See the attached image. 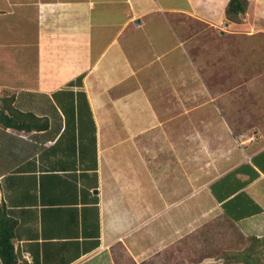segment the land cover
I'll list each match as a JSON object with an SVG mask.
<instances>
[{"label":"crops","instance_id":"crops-1","mask_svg":"<svg viewBox=\"0 0 264 264\" xmlns=\"http://www.w3.org/2000/svg\"><path fill=\"white\" fill-rule=\"evenodd\" d=\"M229 1L0 0V81L43 125H0V206L16 221L17 264H145L205 231L264 238V0L228 18ZM180 17L218 29L234 51L221 36L211 54L188 55L196 38ZM219 59L238 60L216 100ZM202 81L210 104L194 118L214 109L221 128L254 136L190 190L175 144L155 152L137 135L165 127L156 97H194Z\"/></svg>","mask_w":264,"mask_h":264},{"label":"rangeland","instance_id":"rangeland-1","mask_svg":"<svg viewBox=\"0 0 264 264\" xmlns=\"http://www.w3.org/2000/svg\"><path fill=\"white\" fill-rule=\"evenodd\" d=\"M180 19L183 20L182 24L177 23L178 19H174L175 23L172 19L170 20L173 24L177 23L181 25L180 29H182L183 27H188L191 33H188L186 36L192 35L194 39L196 38L195 44H189L195 45V47L192 48L191 46L190 48L188 46L191 51L186 49V53L188 55L190 53L194 54L197 52H206L211 54L213 51H215L213 49H210V46L212 42L219 41L220 37L222 36L221 31L218 32V29H213L204 22L194 21L189 17H180ZM227 27L228 25H226L225 29H227ZM222 41L224 42L223 47L228 46V50L234 51L232 48L233 46L229 44L230 39L227 36H222ZM240 52H242V50L237 51V53ZM236 61H234V59H227L224 61L219 59L214 63L211 62L212 64H214L213 67L211 64L210 66H208V68L201 67V71H203L204 74H207L209 72L205 70H209L212 67L211 69H214L216 75H221V78H218V82H214L211 84L213 85L211 94L212 96H214V98L217 97L216 100H220L218 97L220 94V90L222 89L221 86H229L231 84H235L236 79L235 75L232 74V69L236 67ZM148 68L150 69V66ZM159 68L164 70L167 69V66H160ZM203 72L202 80H205L206 77H204ZM226 74H232V79L223 78ZM5 85L6 83L0 81V98L11 96L10 91L4 90L7 89L5 88ZM206 85H208V83H206L205 81L198 82L197 86H201L202 90H198L196 96L194 97L186 96L187 92L185 90H182L180 98H172L167 96L166 98L156 97L153 103L155 108L159 110V107H162L163 105L164 113L162 112V115L160 116V122H165V127L163 128L162 126H157L153 129V131H151V133L144 136L142 135V137L139 134L137 135L138 137H140V139L143 138V140L146 138H150L146 141H148V143L150 144L149 149L153 146L156 147V151L154 150L155 152H158V150H160V153H162V151L163 153L167 152L169 145H173V143L175 144L173 145L175 148L171 147L170 149H174L175 153L177 152L178 154H181L182 175H192L190 187L186 186V188H190V190L201 187V185L203 186L211 178L220 173L225 167L230 165L232 160L230 156L226 155L229 154L233 147L235 149H240L242 152L247 150L248 145L251 141V136L254 134L253 132L247 131L237 133L236 130L230 131L229 129L228 131L221 128V124H219L221 120L220 113L216 112V110L214 109L212 110L213 113L209 115H204L198 112L196 114V117L194 118V113L192 110L195 108V105H202V107L208 105L207 102H209V98L207 97L208 95L204 90ZM178 109H180V113ZM189 110H191L192 112H189ZM131 112L133 114L136 112L135 107H132ZM224 115L225 117L229 116L227 113H224ZM144 116L145 114L142 116V120H146V122L152 123L153 120L151 119L150 115H148L147 117ZM192 120L196 123L198 122L195 125V129L192 128V125L189 126V124L192 123ZM204 121L208 123L211 122V124L209 123L205 125ZM173 122L175 123V125H173ZM169 123H171L173 126H169ZM133 132L136 133L137 131L133 130ZM126 137L128 138V133ZM121 149L122 151H125V148ZM189 162H191V167ZM188 170H190L189 173ZM134 200L136 203L137 201H140L139 193H135ZM234 233L231 234L230 232L229 235H226L225 232L215 233L213 231L212 236H208L207 232L205 231L202 234L197 235V240L192 244V246L187 245V243L185 245L183 244L184 247H181L179 249V252H176L175 250V252L171 254L172 251L169 250L168 245L164 249H162L160 255H158L157 258L155 257L154 259H152V252H149V258L145 260L146 262L144 261V263L264 264V241L259 242L252 239L243 238ZM242 256H245L248 261H244L242 259ZM126 259L128 261L130 260V258Z\"/></svg>","mask_w":264,"mask_h":264},{"label":"trees","instance_id":"trees-1","mask_svg":"<svg viewBox=\"0 0 264 264\" xmlns=\"http://www.w3.org/2000/svg\"><path fill=\"white\" fill-rule=\"evenodd\" d=\"M246 5L245 0H230L226 8L228 18L244 12ZM13 100V96L0 98V125L2 127L28 131L33 127L40 128L43 126L38 123L41 119L33 113L17 109ZM15 225L16 221L8 216L3 207L0 206V260L2 264H17V256L12 243ZM252 240L261 242L264 241V238H253ZM242 259L248 261L245 256H242Z\"/></svg>","mask_w":264,"mask_h":264},{"label":"built area","instance_id":"built-area-1","mask_svg":"<svg viewBox=\"0 0 264 264\" xmlns=\"http://www.w3.org/2000/svg\"><path fill=\"white\" fill-rule=\"evenodd\" d=\"M23 136H25V135H23Z\"/></svg>","mask_w":264,"mask_h":264}]
</instances>
